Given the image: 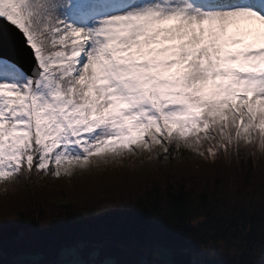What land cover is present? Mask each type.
Returning a JSON list of instances; mask_svg holds the SVG:
<instances>
[{
  "label": "snow or ice",
  "instance_id": "6c2138e0",
  "mask_svg": "<svg viewBox=\"0 0 264 264\" xmlns=\"http://www.w3.org/2000/svg\"><path fill=\"white\" fill-rule=\"evenodd\" d=\"M0 20L5 190L129 160L264 154V0H0ZM24 54L26 63L15 58ZM125 207L163 220L115 198L89 217ZM7 222L5 264H207L200 249L178 250L167 237L148 240L149 258L138 261L89 241L49 261L23 231L6 234ZM169 227L174 240H191Z\"/></svg>",
  "mask_w": 264,
  "mask_h": 264
},
{
  "label": "trees",
  "instance_id": "16d2710c",
  "mask_svg": "<svg viewBox=\"0 0 264 264\" xmlns=\"http://www.w3.org/2000/svg\"><path fill=\"white\" fill-rule=\"evenodd\" d=\"M138 163L129 160L71 179L22 178L7 190L0 184V222L9 220L2 228L9 236L23 231L34 238L49 261L77 241L104 243L118 258L138 261L149 258L148 240L167 237L178 250L200 249L207 264H264V154L241 150L212 162L183 153L133 166ZM114 198L139 200L163 220L152 224L128 207L89 217L90 210L107 208ZM69 214L85 219L72 224ZM168 224L191 240L171 238Z\"/></svg>",
  "mask_w": 264,
  "mask_h": 264
},
{
  "label": "water",
  "instance_id": "95a60500",
  "mask_svg": "<svg viewBox=\"0 0 264 264\" xmlns=\"http://www.w3.org/2000/svg\"><path fill=\"white\" fill-rule=\"evenodd\" d=\"M3 21L2 20H0V23H2ZM5 31H8V27L7 26H5ZM16 59H21L22 61H24L25 63L27 62V60L29 59L28 58V56H27V54H24L23 56H21V57H15Z\"/></svg>",
  "mask_w": 264,
  "mask_h": 264
},
{
  "label": "built area",
  "instance_id": "2783aa9c",
  "mask_svg": "<svg viewBox=\"0 0 264 264\" xmlns=\"http://www.w3.org/2000/svg\"><path fill=\"white\" fill-rule=\"evenodd\" d=\"M142 259H147L146 257H141V259L140 260H142Z\"/></svg>",
  "mask_w": 264,
  "mask_h": 264
}]
</instances>
